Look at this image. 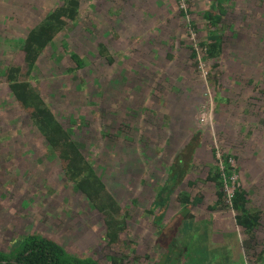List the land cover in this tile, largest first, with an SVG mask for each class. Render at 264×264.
Instances as JSON below:
<instances>
[{
  "label": "trees",
  "instance_id": "1",
  "mask_svg": "<svg viewBox=\"0 0 264 264\" xmlns=\"http://www.w3.org/2000/svg\"><path fill=\"white\" fill-rule=\"evenodd\" d=\"M48 1L51 5H46L45 0H0V4L22 7L33 16L31 25L26 26L23 21L14 25L9 15L0 12V148L15 150L12 155L21 163L26 158L18 155L41 162L51 161L60 178L84 195L93 210L103 216L104 256L98 259L84 253L72 256L54 238L29 232L19 237L11 251L0 250V264L147 263L151 259V247L122 238L124 231L129 232L130 217L138 221L140 214L146 211L152 220L150 228L161 234L169 210L178 203L182 224H192L197 217L194 209L205 204L200 182L211 185L215 196L207 210L231 211L244 235L249 261L252 264L263 262L264 239L259 233L264 229V206L254 204L245 184L236 185L231 203L227 201V184L231 183L234 173H239V179L244 181L241 169L232 166L231 159L235 158L232 151L225 149L218 158L217 144L211 142L209 151H203L198 140L185 169L184 159L180 157L201 131L192 132L189 141L187 137L185 143L179 144L180 139L170 130L175 123L173 118L185 112L181 106L186 104L194 109L198 101L196 96L194 104L186 103L187 99H192L190 92L196 95V86L189 90L183 85L188 70L201 78L200 61L208 72L202 83L212 94L215 111L225 114L230 106L237 104V99L229 96L231 92L225 91L223 78L233 40V35L227 33V17L236 7V0H214L205 12L207 23L202 26L192 17L188 0L190 22L180 10L178 26L183 30L182 35L177 38L171 35L169 40L143 35L158 23L147 22L143 13L148 9L143 10L140 3L133 5V19L126 20L130 0ZM244 1L239 0V3ZM15 28L19 31L16 36ZM190 29L196 32L199 49L194 46ZM176 40L180 41L176 50L183 54L167 50L168 46L176 45ZM131 41L135 49L128 48L130 52L125 53ZM155 46L165 53L161 65L165 60V66H171V62L176 66V78H165L160 63L149 62L159 53L154 52ZM151 52L155 53L152 57ZM261 52L264 54V47ZM128 53L133 54L130 57ZM260 71V67L255 66L254 74L264 84V73ZM48 73L54 77L52 80L46 77ZM62 81L65 83L61 86ZM177 83H180L181 93L174 90ZM261 94H264L262 85L252 88L248 99L253 101L259 96L261 100ZM165 135L167 139L163 140ZM224 135L219 131L220 144L225 140ZM94 147H97L96 152ZM28 150L34 151L27 154ZM204 153L209 155L198 156ZM8 154L4 151L1 155ZM196 167L202 170L201 174L206 173L204 178L194 173ZM117 168L119 174L114 173ZM124 168L135 177L143 173L149 178L153 173L155 184L144 185L152 187L151 193L148 190L150 197L155 193L146 210H133L140 206L138 197L129 202L124 193L119 196L117 186L113 185L119 182L118 177L129 175L121 173L126 171ZM23 178L19 180L22 182ZM3 190L5 193V188ZM160 220L161 227L157 226ZM212 224L213 219L210 224L206 223L205 231ZM157 238L153 240L163 245ZM175 242L176 239L166 246L165 264H184V255L176 256ZM191 249L192 253L187 254L194 257L188 264L208 261L207 252L200 246Z\"/></svg>",
  "mask_w": 264,
  "mask_h": 264
},
{
  "label": "rangeland",
  "instance_id": "2",
  "mask_svg": "<svg viewBox=\"0 0 264 264\" xmlns=\"http://www.w3.org/2000/svg\"><path fill=\"white\" fill-rule=\"evenodd\" d=\"M94 1L96 2V0ZM94 1L88 0L89 3ZM199 1L190 0L191 14L196 20L200 14H196L199 9L195 8L194 4H198ZM45 2L46 5H51L48 0H45ZM235 3L236 7L227 17L229 20L227 33L233 35L229 53L232 52L234 54L236 50L240 53L237 61L232 63V66L227 60L224 65L227 72L223 74V78L225 80V91L229 90L231 92L229 96L237 99V104L234 107L230 106L225 114L216 112L213 107L212 94L206 90L205 85L202 83V80L205 79L204 74L202 73L200 78L198 74L196 75L191 70H188V75L185 76L183 74L186 79L184 80L183 88L190 90L196 86L194 88L196 95L194 92L189 91V96L192 99H187L186 103L189 106L191 103L194 104L196 96L198 101L194 109H190L186 104L185 107L181 106V110L184 109L183 111L185 112L179 117L173 118L175 123L172 125L173 127H170V130L177 139H180L179 144L185 143L187 137V141H189L192 132L201 131L199 137H196L195 141L192 142L191 146H188L186 153L182 156L185 169L198 140L201 142L203 151H209L211 142L212 144L213 142L217 144L219 152H223L225 149L227 152L232 151L235 156L233 158L235 168L241 169L244 177V181H241L239 173H237L236 185L245 184V186L249 187L254 204L256 206H264L262 205L264 204V101L262 100L264 99V94H261L262 102L259 100V96H255L253 101L248 99L252 88H259L260 85L264 88L262 79L257 74H254L255 66L260 67V74L264 73L262 72L264 71V54L261 52L264 47V0H245L243 3H239V0H236ZM207 6L209 7V5ZM178 10H180L179 6ZM0 12L9 15L14 25L20 21H23L26 26L33 23L31 18L33 16L25 13L22 7L2 3L0 4ZM129 16L126 15L130 19ZM179 18L181 17L179 16ZM168 25L169 28L176 30V20L169 22ZM13 33L16 36L19 33L18 28H15ZM150 34L152 38L153 36L155 38L156 36L160 37L156 31ZM170 38H172L171 35L168 40ZM133 46V41H131L124 52L127 53L131 49H135ZM154 48V52L159 53L156 54V59L149 62L160 63L161 65L165 53L160 52L161 48L156 46ZM143 50L144 48L141 47V51ZM167 50L177 53V55L183 54L182 51H177L174 47L169 48L168 46ZM144 52L143 58L146 59L147 56ZM154 52H151L149 56L155 55ZM132 54L128 53V56L131 57ZM180 62L177 61V64ZM161 66L163 67L165 78H176V66L174 63L171 62V66H165L164 60ZM47 75L46 77H51V80L54 78L49 73ZM178 84L180 83L176 84L174 90L176 93H181L182 90L178 87ZM176 98L179 99L178 96ZM208 106H212V108H210L207 119L203 120L201 113ZM219 131H223L225 134V140L223 139L222 144L219 143L222 139L219 136ZM162 139H167L166 135ZM96 148H92L94 152H96ZM4 151L10 155L2 156L1 154ZM14 151L0 148V250L11 251L21 239L19 237L27 235L29 232H37L57 240L72 256H81L84 253L90 254L95 259L102 258L104 256L102 248L105 244L104 235L106 232L102 214L95 212L82 193L74 189L65 179L60 178L51 161L41 162L38 159L29 158V156L18 155L20 158H26L21 163L20 159L12 155ZM33 151L28 150L27 154H32ZM206 155H209V153L203 154V156ZM124 169L126 170V168ZM126 171H121V173H128L129 175L127 177H118L119 182L113 185L117 186L119 196L126 195L129 202L136 196L138 197L137 204L140 206L135 207L133 210L138 208L146 210V206L154 199L155 193H152L153 198L150 197L149 194L152 192V187H144V185L151 186L155 184L156 180L152 178L154 177L153 173L151 174L152 177L148 178L143 173L135 177L131 172ZM199 171L200 168L196 167L194 169L195 173L201 174L202 170ZM114 173L119 174V168ZM205 174L203 172L201 176L204 178ZM24 176L28 180L23 178ZM6 177L10 178V180L7 181ZM19 178H23L24 181L21 182ZM119 183L123 185L120 186ZM199 186L202 187L206 197L205 204L194 209L197 217L193 223L196 226L187 222L182 224V213L178 203L169 210L170 213L161 234H157L150 228L152 220L146 211L140 214L138 221L130 217L129 232L126 233L127 230L124 231L122 238L134 239L137 244L141 243V245L151 247V259L143 264H165L166 261L164 259H166L168 253L166 246L170 245L172 240L174 241L175 239L176 245L174 249L176 256L178 254L179 257L184 255V264H188L194 257L187 254L192 253L191 247L193 246H200L207 252L208 261L200 262V264H252L249 261L250 256H247L245 252L244 235L241 234L237 227L231 211L224 210L217 213L208 211V205L215 198L212 187L204 182H200ZM3 188H5V193ZM6 193L7 195H5ZM212 219L213 224L205 231L206 223L210 224ZM162 224L163 222L160 220L157 226L161 227ZM197 225H201L203 228L198 229ZM206 233L208 235H205ZM157 236L158 242L161 241L164 246L153 240V237ZM259 236L264 239V229L260 231ZM188 247L190 249L185 252ZM261 260L263 262L259 261L255 264H264V254H262Z\"/></svg>",
  "mask_w": 264,
  "mask_h": 264
},
{
  "label": "crops",
  "instance_id": "3",
  "mask_svg": "<svg viewBox=\"0 0 264 264\" xmlns=\"http://www.w3.org/2000/svg\"><path fill=\"white\" fill-rule=\"evenodd\" d=\"M94 1V0H93ZM129 0H127L128 2ZM197 1V0H196ZM126 2V4H128ZM140 3L142 6V9L145 10L146 7L148 9V12L143 13L145 14V18L146 20H148L147 22L150 23L149 21H156L158 23V26L156 28H154L152 31L147 32L146 34H143L145 37L149 36L151 32L156 31L157 35H160V37L164 38V40L168 39L170 37V35L172 36H176V38L178 36L182 35V31L180 29V26L177 28V24L179 25V11L178 10V5H177V0H130V8L127 9V15L129 14V10L130 12V20L133 19L132 16V10H133V5L134 4H138ZM214 3V0H200L198 4H194L195 8L199 9L198 12L196 14H200L197 16V20L199 21V24L204 25L206 22L205 20V12H207L210 8L211 5ZM209 5V7L207 6ZM154 6V7H152ZM156 6V7H155ZM129 18L126 17V20H128ZM176 20V30L175 29H171L169 28V22H174ZM170 29V30H169ZM145 31V30H143ZM180 41L176 40V45H174V48H176L179 45ZM173 46H169V48H172ZM240 52L239 51H234V54H232V52H230L229 56H228V62L229 64L232 66V63H234L235 61H237L238 58V54ZM177 62V61H176ZM197 145L194 146L192 152L195 150V147ZM198 156H201V158H206L203 155L199 154ZM182 158V157H180ZM191 158V156L189 157V159ZM195 173V172H194ZM182 220V218H181Z\"/></svg>",
  "mask_w": 264,
  "mask_h": 264
},
{
  "label": "built area",
  "instance_id": "4",
  "mask_svg": "<svg viewBox=\"0 0 264 264\" xmlns=\"http://www.w3.org/2000/svg\"><path fill=\"white\" fill-rule=\"evenodd\" d=\"M178 4H179V8L181 11L184 12L185 16H186V19L188 20V22H190V13H189V9H188V0H178ZM190 32H191V39L195 41L194 43V46L198 48V44L196 42V32L193 30V29H190ZM201 63V67H202V70H203V74H204V78L206 79L207 76H208V72L205 71V64L202 63V61H200ZM210 108H212V106H208L206 108V110L203 109L202 111V119L205 120L207 119V116L209 115L210 113ZM217 156L218 158H221V152H219V150L217 151ZM231 163H232V166L234 167L235 169V165H234V161L233 159H231ZM237 184V176H236V173H234V175L231 177V183L230 184H227V201L229 203H231V199H232V196L234 194V189H235V186Z\"/></svg>",
  "mask_w": 264,
  "mask_h": 264
}]
</instances>
